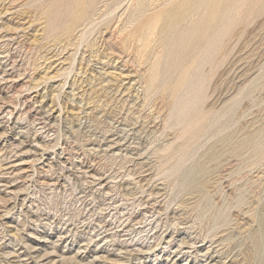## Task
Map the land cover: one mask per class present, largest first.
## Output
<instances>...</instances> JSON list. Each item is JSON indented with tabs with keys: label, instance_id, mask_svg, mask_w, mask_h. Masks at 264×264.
<instances>
[{
	"label": "rangeland",
	"instance_id": "1",
	"mask_svg": "<svg viewBox=\"0 0 264 264\" xmlns=\"http://www.w3.org/2000/svg\"><path fill=\"white\" fill-rule=\"evenodd\" d=\"M116 2L0 0V264H264V0L141 63Z\"/></svg>",
	"mask_w": 264,
	"mask_h": 264
},
{
	"label": "bare ground",
	"instance_id": "2",
	"mask_svg": "<svg viewBox=\"0 0 264 264\" xmlns=\"http://www.w3.org/2000/svg\"><path fill=\"white\" fill-rule=\"evenodd\" d=\"M114 1V0H113ZM124 0H117V2L115 3V7H113L114 9L112 10L114 12L115 9H118L120 7V4L123 2ZM206 1V0H205ZM227 1V0H226ZM74 2V0H73ZM131 2V19L129 20L128 22V25L126 26V29L127 28H130V29H127L128 30V36L129 37H126L127 40V43L129 47H131L132 45L135 46L136 48V51L138 53V56H139V60H140V63L142 62V59L143 57L145 56V54H147L146 52L148 51V48L152 46V48H155L153 49L154 50V56H157V51L156 50V42L157 40L160 38H158V35L160 34V32H172V33H175L177 30H180L181 33H178V34H181L182 36V39L181 41H179L180 39H178V46L180 45V48L176 45V42H175V45L180 49V50H186V48H188L189 51H191V49L193 48L192 47V44L194 42H197L195 41L194 39H198L197 38H192L190 36H192L193 33H195V30H196V27L193 26L192 23H194V19L193 17L198 15L197 13L199 12L198 10L201 8V10L203 9V3H204V0H130ZM199 2V4H198ZM249 2V0H248ZM75 3H76V6L75 8L77 9L76 11L81 13L80 15L82 16V14L86 11L87 7H90L91 6V0H75ZM234 3V2H233ZM242 3V1H241ZM238 4H239V1H238ZM206 2H205V6H206ZM209 5V4H208ZM259 5V4H258ZM71 6V4H70ZM232 6V5H231ZM254 6V5H253ZM256 6V5H255ZM133 7V8H132ZM227 7V6H226ZM233 9H234V6H232ZM238 7V5H237ZM110 8V7H109ZM151 8V9H150ZM209 8V6H208ZM222 8V7H221ZM255 8V7H254ZM92 9V8H91ZM150 9V10H149ZM207 9V8H205ZM218 9V8H217ZM236 9V8H235ZM252 9V8H251ZM70 10V9H69ZM204 10V9H203ZM203 10L201 13H203ZM222 10V9H221ZM75 11V10H74ZM75 11V12H76ZM116 11V10H115ZM256 11H257V8H256ZM205 13H209V12H206V10L204 11ZM225 12V11H222V13ZM234 12V11H233ZM253 12V11H252ZM72 13V12H70ZM250 13V12H249ZM110 14H112L110 12ZM200 14V13H199ZM221 14V13H219ZM258 14V13H257ZM70 16V14H68ZM73 15V14H72ZM77 15V14H76ZM204 15V13H203ZM207 15V14H206ZM205 15V16H206ZM75 16V15H74ZM219 16V15H218ZM225 16V15H224ZM223 16V17H224ZM248 16V15H247ZM80 17V16H79ZM204 19V16H200V18ZM213 17V16H212ZM223 17H220V19ZM71 18V17H70ZM73 18V17H72ZM82 18V17H81ZM210 18V17H209ZM219 18V17H218ZM69 20V18H67ZM200 19V20H201ZM222 19L219 21V22H222ZM199 20V21H200ZM209 20V19H208ZM217 20V19H216ZM224 20V19H223ZM226 20V19H225ZM224 20V21H225ZM230 21V19H228ZM238 20V19H237ZM246 20V19H245ZM213 21V20H211ZM78 22V21H77ZM205 22V21H204ZM218 20H217V23H219ZM245 22V21H244ZM247 22V21H246ZM70 23V21H69ZM79 23V22H78ZM84 23V22H83ZM203 23V22H202ZM211 23V22H210ZM208 22V24H210ZM214 23V22H212ZM240 23V22H239ZM72 24V22H71ZM200 23H198L199 25ZM207 23H205L206 25ZM215 24V25H216ZM220 24V23H219ZM69 25V24H68ZM74 25V24H73ZM196 25H197V22H196ZM204 25V26H205ZM77 26V25H76ZM130 26V27H128ZM203 26V25H202ZM220 25H218L217 27H219ZM69 27H74L76 28L75 26H72L70 25ZM68 27V28H69ZM207 27V25L203 28L205 29ZM216 27V26H215ZM213 27V25H208V28H206L207 30L210 28V31L212 32H209L210 35H208V40L211 38V37H214L216 38L215 34H220V30L218 28H215ZM222 27V26H221ZM67 28V27H66ZM67 28V29H68ZM178 28H181V29H178ZM66 29V30H67ZM202 29V28H201ZM212 29V30H211ZM222 29V28H221ZM243 29V28H241ZM206 30V31H207ZM236 30V29H235ZM239 30V29H238ZM69 31V29H68ZM73 31V29H72ZM197 31V30H196ZM205 31V30H203ZM228 31V30H227ZM71 32V30H70ZM178 32V31H177ZM198 32V31H197ZM226 32V31H225ZM241 32V31H240ZM171 33V34H172ZM199 33V32H198ZM224 33V32H223ZM166 34V35H167ZM203 34V33H202ZM202 34L200 35V38L202 37ZM173 35V34H172ZM171 35V36H172ZM197 35V34H195ZM199 35V34H198ZM165 37V35H162ZM220 36V35H219ZM235 36V35H234ZM194 37V35H193ZM205 37V36H204ZM162 38V37H161ZM170 38V37H169ZM206 38V37H205ZM204 38V39H205ZM167 40V38H164ZM217 39V38H216ZM224 39V38H223ZM170 40V39H169ZM194 40V41H193ZM201 40V39H200ZM206 40V39H205ZM215 40V39H214ZM213 40V41H214ZM163 41V40H162ZM207 41V40H206ZM222 41V40H221ZM225 41V40H224ZM160 42V41H159ZM164 42V41H163ZM198 42H199V39H198ZM218 42V41H217ZM202 42H200L201 44ZM168 44V43H167ZM166 44V45H167ZM197 44V43H195ZM220 44V43H219ZM223 44V43H222ZM164 45V44H163ZM162 45V46H163ZM191 45V46H190ZM194 45V44H193ZM202 45V44H201ZM209 45V44H207ZM214 45V44H212ZM212 45H211V49H212ZM191 48H190V47ZM195 46V45H194ZM200 46V45H199ZM164 47V46H163ZM162 47V48H163ZM197 47V46H196ZM216 47V46H215ZM132 48V47H131ZM130 48V49H131ZM198 48V47H197ZM206 48H209L206 47ZM220 48V47H219ZM129 49V48H128ZM194 50L195 47L193 48ZM218 49V48H217ZM227 49V48H226ZM192 51V52H195V51ZM200 50L203 51L204 50V45H202V47H200ZM215 50V49H214ZM220 50V49H219ZM164 51V50H163ZM208 51V50H207ZM216 51V50H215ZM225 51V50H224ZM149 52V51H148ZM185 52V51H184ZM188 52V51H187ZM199 52V51H198ZM212 53V51H210ZM183 53V52H182ZM186 53V52H185ZM215 53V52H214ZM164 54V53H162ZM188 54V53H187ZM189 54L192 55V53L189 52ZM161 55V54H160ZM171 55V54H169ZM180 55V54H178ZM177 55V56H178ZM186 55V54H185ZM184 55V56H185ZM206 55V54H205ZM203 55L205 58L206 56ZM218 55V54H217ZM224 55V54H223ZM164 56V55H163ZM181 56V55H180ZM196 56V54H195ZM202 56V57H203ZM211 56V55H210ZM159 57V56H158ZM187 57V55H186ZM189 57V56H188ZM193 57V56H192ZM179 58V57H177ZM223 58V57H222ZM181 59H184V58H181ZM188 60V58H186ZM185 59V60H186ZM195 59V58H194ZM193 59V60H194ZM210 59V58H209ZM179 60V59H178ZM184 60V61H185ZM190 60V58H189ZM199 61V59H197ZM203 60V59H202ZM200 59L199 63H201L202 61ZM197 61V62H198ZM186 62V61H185ZM203 62V61H202ZM219 62V61H218ZM180 65H182L184 62H179ZM182 63V64H181ZM187 63V62H186ZM186 63L184 65H186ZM211 63V61L209 62ZM217 63V62H216ZM220 63V62H219ZM197 65H199L197 63ZM187 66V65H186ZM155 67V66H154ZM193 67V65H192ZM170 107V106H169Z\"/></svg>",
	"mask_w": 264,
	"mask_h": 264
}]
</instances>
